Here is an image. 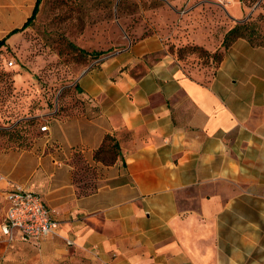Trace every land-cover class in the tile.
Masks as SVG:
<instances>
[{
    "label": "crops",
    "instance_id": "0c3cea01",
    "mask_svg": "<svg viewBox=\"0 0 264 264\" xmlns=\"http://www.w3.org/2000/svg\"><path fill=\"white\" fill-rule=\"evenodd\" d=\"M34 4L0 0V39ZM164 47L158 32L118 43L53 110L0 126L36 125L28 145L0 137V264H264V47L238 38L203 70ZM106 136L112 162L94 158ZM79 157L96 171L86 195ZM15 185L41 195L57 234L2 231Z\"/></svg>",
    "mask_w": 264,
    "mask_h": 264
},
{
    "label": "rangeland",
    "instance_id": "374dc122",
    "mask_svg": "<svg viewBox=\"0 0 264 264\" xmlns=\"http://www.w3.org/2000/svg\"><path fill=\"white\" fill-rule=\"evenodd\" d=\"M237 23H247L246 37L264 45V0H42L30 25L0 48V126L38 108L53 110L95 59L92 52L158 32L164 51L184 69H209L223 34ZM35 126L20 122L11 139L28 145ZM8 135L0 129V137Z\"/></svg>",
    "mask_w": 264,
    "mask_h": 264
},
{
    "label": "built area",
    "instance_id": "2783aa9c",
    "mask_svg": "<svg viewBox=\"0 0 264 264\" xmlns=\"http://www.w3.org/2000/svg\"><path fill=\"white\" fill-rule=\"evenodd\" d=\"M8 64L12 65V61ZM46 127L42 125L40 130L43 131ZM4 200L6 207L2 231L5 234H11V230L15 229L24 241H35L57 234L59 222L53 217L52 211L39 193L15 185L4 194ZM66 242L72 244L68 239Z\"/></svg>",
    "mask_w": 264,
    "mask_h": 264
},
{
    "label": "trees",
    "instance_id": "16d2710c",
    "mask_svg": "<svg viewBox=\"0 0 264 264\" xmlns=\"http://www.w3.org/2000/svg\"><path fill=\"white\" fill-rule=\"evenodd\" d=\"M42 0H35V4H34V8L32 10V13L27 17V19L24 21V23L21 25V27L19 28H14L12 29L5 37H3L2 39H0V48H2L3 46L6 47V49H8V45L6 43V39L9 38L11 35L25 29L27 26L30 25V23L32 22V20L34 19L38 8H39V4L41 3ZM250 28L249 25L247 23H237L235 25H233L232 27H230L224 34L221 40V52L220 53H215L214 55H216L217 57V62L216 64L211 67V68H215L218 63L221 61L222 57H223V53L224 51L238 38H244L246 40H248L250 42L251 45L253 46H263L262 44H256L253 43L249 38L246 37V35H249ZM74 48H77L74 46ZM79 52L81 53H86V51L82 48H77ZM102 51H96V52H92L93 55H95V59L99 57L100 54H102ZM61 97V93L58 95V98ZM30 121V120H28ZM11 131H9V135H8V140H12L11 139ZM117 142L113 139V137L111 136H106L105 137V141L102 144V146L95 152L94 154V158L96 160H101L104 162H112L117 154ZM106 154H108L109 156H107ZM77 164V163H76ZM78 164L79 167H77L75 173H74V181L76 183V186L78 188V193L80 195H86L91 193L96 187L97 184L92 181V178L95 177L96 175V171L94 167H91L87 164H85L84 162L82 163L80 157L78 158ZM87 170L90 171L91 174L84 178V180L82 179H77V177L80 175L81 177L84 176L83 175V171ZM81 172V173H79ZM88 179H91V181H87ZM86 180V181H85ZM90 184V185H88Z\"/></svg>",
    "mask_w": 264,
    "mask_h": 264
}]
</instances>
